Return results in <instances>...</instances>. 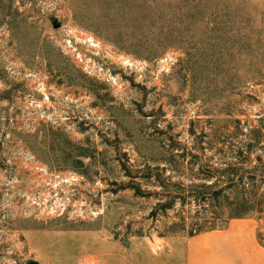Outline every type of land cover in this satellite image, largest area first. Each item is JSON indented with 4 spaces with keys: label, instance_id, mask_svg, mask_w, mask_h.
<instances>
[{
    "label": "rangeland",
    "instance_id": "obj_1",
    "mask_svg": "<svg viewBox=\"0 0 264 264\" xmlns=\"http://www.w3.org/2000/svg\"><path fill=\"white\" fill-rule=\"evenodd\" d=\"M68 29L105 44L100 78ZM231 179L264 193V0H0V264H178L229 220L192 194Z\"/></svg>",
    "mask_w": 264,
    "mask_h": 264
},
{
    "label": "crops",
    "instance_id": "obj_2",
    "mask_svg": "<svg viewBox=\"0 0 264 264\" xmlns=\"http://www.w3.org/2000/svg\"><path fill=\"white\" fill-rule=\"evenodd\" d=\"M261 220L232 219L222 230L183 238L178 264H264Z\"/></svg>",
    "mask_w": 264,
    "mask_h": 264
},
{
    "label": "trees",
    "instance_id": "obj_3",
    "mask_svg": "<svg viewBox=\"0 0 264 264\" xmlns=\"http://www.w3.org/2000/svg\"><path fill=\"white\" fill-rule=\"evenodd\" d=\"M177 154H179V153H177ZM189 156L191 157V159H197L198 158L194 154L190 155L187 152L180 153V155L178 157L176 156V158L187 161V160H189V158H188ZM238 157L242 158V152L238 153ZM172 159L175 160V156L172 153H170L169 159L164 160V162L171 163ZM239 170L240 169L234 170V176H237ZM248 173H249V175L252 176L251 180L255 181V178H257V175H256L257 173H255V172H248ZM147 178H149V177H147ZM158 180H159L161 186L166 187V185H165L166 181H165L163 176H159ZM206 180L209 181L212 179H211V177H208V178H206ZM233 181H234V179H231L229 182H232V183L230 185H227L226 187H221V186H219V184H215L212 187L207 186V185H202L199 188L198 193L194 192L192 194L193 198L195 199L194 202H196V204H199L200 207L202 205H204L206 202H209L212 205L216 204V206H220L219 204H222V203L225 204V202L221 201V199H225L226 204H225V207L224 206L223 207H224V209L226 207L228 209L229 220H232V219H257L258 215H261L264 213V193H260L258 191V189L254 190L251 193L254 197L249 199L248 197H246L247 194L245 193V187H244L246 185L243 184L244 182L242 180L240 183L241 184L240 185V188H241L240 195H237L236 197L232 198L227 193H228V191H230L233 188H236L238 186V185H233L234 184ZM261 183L264 184V180H262ZM252 186L257 187L255 185V183L252 184ZM132 188L136 189L135 187H132ZM136 190H139V189H136ZM139 192H141V191L139 190ZM138 194H141V193H138ZM169 198H170V202L162 206L163 210H165V211L173 209L178 202H182L181 204H186L188 197H186V198L185 197L184 198L169 197ZM223 207H220L221 210H224V209H222ZM220 208L218 210H220ZM183 220L180 223H175L172 226H170L168 228V232L176 233V231L178 229H181V228H183V230H186L187 224H185V219H183ZM229 220H228V222H229ZM227 224L222 226V227H218L216 225V223L212 224L211 227L201 225L198 227V229L192 230L188 234V236H195V235H198L200 233H204V232H208V231L222 230V229L227 227Z\"/></svg>",
    "mask_w": 264,
    "mask_h": 264
},
{
    "label": "built area",
    "instance_id": "obj_4",
    "mask_svg": "<svg viewBox=\"0 0 264 264\" xmlns=\"http://www.w3.org/2000/svg\"><path fill=\"white\" fill-rule=\"evenodd\" d=\"M60 47L62 52L74 59L78 68L83 72L100 78L104 67H97L89 57V54L100 55L105 53L104 49L106 46L102 41L86 32L68 29V33L60 40ZM171 58L172 56L168 55L166 59L169 60ZM47 100H49L48 97ZM66 210V207H62L60 214H64Z\"/></svg>",
    "mask_w": 264,
    "mask_h": 264
},
{
    "label": "water",
    "instance_id": "obj_5",
    "mask_svg": "<svg viewBox=\"0 0 264 264\" xmlns=\"http://www.w3.org/2000/svg\"><path fill=\"white\" fill-rule=\"evenodd\" d=\"M52 24H53L54 29H59L62 26V23H60L57 19H54L52 21ZM32 264H38V263H32Z\"/></svg>",
    "mask_w": 264,
    "mask_h": 264
}]
</instances>
